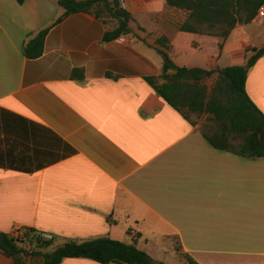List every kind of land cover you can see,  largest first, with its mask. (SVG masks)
I'll return each mask as SVG.
<instances>
[{"label":"crops","instance_id":"1","mask_svg":"<svg viewBox=\"0 0 264 264\" xmlns=\"http://www.w3.org/2000/svg\"><path fill=\"white\" fill-rule=\"evenodd\" d=\"M122 6L131 34L104 41L91 13L55 22L58 0H0V231L135 240L153 264H167L166 243L199 264H264V156L213 147L144 79L160 74L161 50L179 66L243 65L264 16L222 39L180 31L184 12L166 0ZM46 27L42 54L25 57ZM245 87L264 113V55ZM0 264H12L1 251Z\"/></svg>","mask_w":264,"mask_h":264},{"label":"trees","instance_id":"2","mask_svg":"<svg viewBox=\"0 0 264 264\" xmlns=\"http://www.w3.org/2000/svg\"><path fill=\"white\" fill-rule=\"evenodd\" d=\"M58 4L64 12L55 22L73 12L91 13L106 26L104 41L132 32L129 27L131 14L119 0H58ZM166 4L184 12L185 18L178 26L180 31L225 39L237 24L249 23L257 16L264 0H166ZM48 29L39 30L25 42V57L33 59L42 54ZM246 51L250 54L243 65L204 69L176 65L167 51L161 50L163 63L160 74L144 79L191 124H196L192 115L205 114L207 122L200 130L213 147L243 157H263L264 113L247 94L245 84L248 70L264 55V43L259 48ZM213 75L215 81L208 87L206 81ZM71 77L80 80L83 71L75 68ZM22 237L29 243L43 247L54 246L51 252L44 254L45 264H60L64 258H87L103 264H153L150 255L138 248L135 240L125 243L109 237H98L86 241L66 239L56 244V236H46L33 227L23 228ZM175 249L186 264H199L182 251L180 244ZM0 251L12 259V264H21L26 254L17 236L3 231H0Z\"/></svg>","mask_w":264,"mask_h":264},{"label":"rangeland","instance_id":"3","mask_svg":"<svg viewBox=\"0 0 264 264\" xmlns=\"http://www.w3.org/2000/svg\"><path fill=\"white\" fill-rule=\"evenodd\" d=\"M215 81V75L207 80V86L211 87ZM192 119H195V122L201 126L207 122V117L205 114L201 116H191ZM18 237V242L21 244L25 250L26 254L22 257L21 264H45L44 263V254L49 253L53 250L54 246L51 245L49 247H43L39 244L29 243L24 240L22 237V233L16 234ZM166 246L165 259L167 264H186L185 260L174 250L173 244H163ZM177 244H175L176 247ZM175 251V252H174Z\"/></svg>","mask_w":264,"mask_h":264},{"label":"built area","instance_id":"4","mask_svg":"<svg viewBox=\"0 0 264 264\" xmlns=\"http://www.w3.org/2000/svg\"><path fill=\"white\" fill-rule=\"evenodd\" d=\"M121 5L124 4V0H119ZM257 16H260V17H263L264 16V5H262L260 8H259V11H258V14Z\"/></svg>","mask_w":264,"mask_h":264}]
</instances>
